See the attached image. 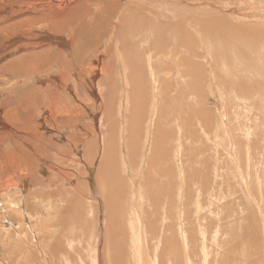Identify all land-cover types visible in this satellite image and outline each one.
Here are the masks:
<instances>
[{
  "label": "rangeland",
  "instance_id": "1",
  "mask_svg": "<svg viewBox=\"0 0 264 264\" xmlns=\"http://www.w3.org/2000/svg\"><path fill=\"white\" fill-rule=\"evenodd\" d=\"M92 1L95 2L93 5L90 4V0H76L75 2L76 10L73 11V19L68 24L74 30L70 31L68 29L69 33L74 34L70 46L63 47L58 40V43L53 44L55 48L53 47L50 51L45 50L36 55V57L44 59L49 64L51 63L50 65H55L54 69H52L53 73H59L57 76H60L61 73H68V68L72 65V62L68 61L77 60L76 58L81 60L86 55L85 51L89 50L88 52H91V49H86L84 45L92 44V46H95L98 43L95 47L104 50L105 45L111 39V54L105 60L107 62L110 59L111 62L114 61V64H111L115 68L114 71L109 72L107 70L109 72L108 78L111 79L112 77L113 79L111 84L113 87L111 86L110 89L111 91L113 89L114 94L109 93L111 98H108L110 99L109 101L108 99L105 100L106 103L103 108L106 109L103 110L99 118L95 117L96 121L94 117L83 123L77 122L75 117L73 121L70 120L69 122L68 119L65 123L59 119L58 128L62 129L58 132H53L57 131L55 127L42 126L41 129L39 126L40 130H35L32 125L27 124L28 128L26 130L29 132L41 133L43 137L46 136L42 139H35L37 147L43 146L44 148L45 141H51V146L46 147V151L43 152L45 154H42V157L33 153L34 151L28 156L26 155V150L29 151V148L23 142V139L20 138L25 137L23 135L25 132L14 135L16 138L15 142L17 140L20 141L25 150L24 153L19 150L22 148L16 145V148L12 146L10 139L0 140V163H4V166H10V163L14 162V160L17 162H28L30 181L28 176L25 186L29 185L30 187V183H32L30 188L24 186L22 189H15L10 193L12 194L11 198L14 197L24 206L27 203L33 212H42L39 223H42L41 225L45 229H47L46 226H50L49 228L53 227V230L59 236V240L64 245L62 253L59 254V259L68 260L70 264H99L95 262L96 260L98 261L97 258L99 257L101 264H170L171 262L172 264H205V262H207L206 264H264V43L256 44L255 41L257 40L249 33L247 36H237L235 38L232 35L228 39H222L228 33L226 31L227 28L228 31L238 32H240L239 29H244L252 34L264 32V18L261 19V17L257 16H255L256 18H241L244 13L264 9V0H244L242 4L239 3L241 0H154L155 2L152 1V6L156 4V8L159 10H162L163 7H168V4H170L171 8L169 7V10H171L169 14L172 20L176 19L174 20L175 22L171 21L172 31L159 27L160 32L166 33L163 35L164 40L161 38L162 36L144 37L147 34H143V27L145 26L146 30L144 31L147 32V28L152 25L151 18L155 19V17L151 16L148 18L143 13L137 14L136 11L132 12L129 7L130 3L138 1L141 4L144 2V7H146L150 5L149 1L121 0L120 4H122V7L117 11L118 13H115V17L123 16L122 20L118 22L122 24L120 27L117 24L115 28L116 19L112 17L111 27L106 31L104 30L108 26L109 21L107 16L111 17L112 14V11L109 10V8H112L110 6L111 2L109 0H105V2L104 0ZM97 1L99 6H97ZM104 3L107 4L103 6ZM114 4L116 5V3ZM96 13L101 17H98L95 22L92 19V15ZM58 16L56 13L54 19ZM179 19L181 20L178 21ZM214 22L220 24L218 25V23L215 24ZM240 22H244V24ZM249 22L253 23V26H250ZM65 24L63 23L62 26L67 27ZM220 25L222 27L221 30L225 33L212 29ZM254 25L255 28H253ZM165 26L169 28L167 25ZM241 26L244 28H241ZM61 27L59 28L58 25L56 29H53V34L57 35V38ZM203 27L205 28L204 30ZM256 27L260 30L256 29ZM198 28L203 30L204 42L201 41V43L196 41V38H199ZM183 30L191 32V41L183 42L184 38L180 41L178 40L177 31L184 32ZM220 34H222L221 37ZM136 35L138 36L137 38ZM209 35L212 38L216 36L221 41V54L218 53L217 55H221V61L214 54V49H219L220 44H216L217 41L214 42L212 39L207 41ZM13 39L15 40V38ZM105 39H108V41ZM42 41L46 43L45 40ZM14 42L12 49L16 45L17 47L15 46L14 49L19 51L18 47H21V43ZM163 42L165 46L163 45L162 49L160 46ZM235 45L236 47H234ZM229 46H232V49L242 54L244 59L233 55L232 60H230L228 56L231 55V47ZM161 49L163 53L169 51L171 56H176H174L173 67L175 68L177 67L175 65H178L177 68L181 70L175 68V71L173 68L171 71L173 77L170 75L171 72L167 75L169 78L167 76L163 77L166 75L165 72L163 73L157 67L160 66L157 65L160 64V60L158 61L157 59L159 55L153 54V52L157 50L162 52ZM54 50L57 51L54 52ZM66 50L68 54L64 58L62 51ZM71 50L74 51V56L69 55ZM118 50L122 51L121 54ZM125 51L131 52L132 62L142 58L145 60L149 56L148 53H150L154 68L159 74L162 73L161 75H163L159 77H163L162 79H156L158 81L156 82L157 89L153 87L150 78L145 81L144 93H148L147 96L145 95L147 100L142 106V122L144 121L145 123L141 122L138 141L135 145L131 143V138L135 133L130 127L128 128L129 116L134 105V103L130 104L128 101L130 97L128 91L131 87L127 85L128 89L124 88V79L121 76L123 69L117 68L119 56V61L122 59L128 65L125 59L126 55L123 53ZM24 53L19 51L20 56ZM0 55V75L4 76V79L0 77V82H2V84L0 83V94H4L6 90L4 89L3 91L1 88L3 89V87L6 88L13 84V77L15 79L21 77V83L24 79H27L25 83L21 84L19 82L18 85L12 86L14 91L17 89L15 98H20L23 95V100L21 98H17L18 100L13 98V101L5 104L2 100L4 95H0V105L2 101L4 102L2 105L4 107L6 105V108H14L15 103L16 105H22V103H27L28 106L35 105L37 103L36 99L43 94V91H40L39 88L44 89L50 84L49 80L52 81L54 75L50 74L45 78L41 77L38 79L36 78L37 74H35L34 79L31 76L26 78L25 76L28 73L24 72L25 74L22 76L20 74L22 72L17 67L15 70L12 65H9L10 68L5 65L9 60L15 59L9 55L2 58V48H0ZM48 55L51 56L49 57ZM234 57L235 60L238 58L239 61H235ZM190 59L195 63L200 61L199 65H195L197 69L201 65L197 74H195L196 69L189 66L191 65ZM175 61L177 62L175 63ZM238 62H243V64H236ZM179 63L182 64L179 65ZM183 65L185 67L182 69ZM57 68L59 69L57 70ZM185 69L187 72L183 73ZM54 70L56 71L54 72ZM139 70L137 69L135 72L138 73ZM35 72L37 71L29 73ZM126 72H128L130 77V73L133 71L128 69ZM149 73V70L145 71L146 75H149ZM200 73L203 75L202 79L199 76ZM229 73L232 76L228 75ZM233 73L235 76H233ZM188 75L190 78H188ZM10 78L12 82H10ZM8 80L9 82H6ZM40 81L48 84L45 85L43 82L40 83ZM152 82L154 83V80ZM189 82H191V85ZM104 85L105 83L102 80L98 83L99 88L106 89ZM169 87H171V90L168 92ZM189 88H191V91ZM67 90L65 89L62 92L65 99H67V92H69ZM23 92L24 94L21 95ZM90 92H92L91 89ZM129 93H132L131 90ZM45 94H49V91L47 90ZM168 96V102H165V98ZM87 97L91 100L90 95ZM136 99L133 101H136ZM169 99H171V102ZM120 101L122 104H125V102L126 104L127 102L129 103L128 111L130 114L128 113L129 116L127 115L124 119V104L120 108ZM108 103L111 104L110 108ZM2 105L0 106V109H2L0 114H4ZM70 105H74V103ZM37 106L38 104L32 107L37 110ZM23 107L27 108L25 105ZM204 109L206 110L205 121L201 119L199 113V111L203 113ZM109 110L112 111L111 118L105 120L104 111L107 112ZM160 110H163L161 115L159 114ZM40 115L44 116L43 113ZM3 119L7 124H12L9 116L8 120L4 117ZM48 122L50 121L48 120ZM19 123L17 121L13 122L14 125ZM163 132H165V141H160L158 144L159 137L164 135ZM37 134H33L32 139L38 136ZM70 139L76 141L78 143L77 146ZM88 139L93 140L96 146L92 155L90 154L91 148L88 149ZM25 140L27 139L25 138ZM131 146H135V150ZM12 150L15 151V155ZM158 150L161 157L164 156L163 158L158 155ZM61 154H64V157ZM123 154H126V156ZM67 155L70 156L67 157ZM87 157L89 165L85 164ZM46 159L47 162H55L57 169L45 167L46 169L44 170H38L35 163L38 160L46 161ZM112 160L115 162L112 163ZM161 161H163V164ZM244 162L247 164H244ZM164 164L167 165V168ZM161 166L168 170L170 179L169 177H164L166 176V171L162 173ZM25 168H27L25 165L21 166L20 171L22 169L24 171ZM109 168L114 174L110 170L108 171ZM48 172L50 175L47 174ZM19 174L24 178L26 171ZM0 175H3L1 170ZM34 176L35 179H33ZM172 176L174 179H172ZM168 180L174 181L171 183L169 181L170 184H168ZM183 180L186 181V184ZM0 197H2L0 198V216L3 218V223L8 225L22 242L21 245H16V240L12 238L13 246H18L15 248L19 249L14 254H20L17 257L13 255L11 263L16 264L14 263L15 261L18 262L17 264H26L27 261L24 260L25 256L20 248L23 246L28 249V245L25 242L27 237L24 235V240L21 233L7 219V207L11 204L9 201L10 195ZM112 199L117 201H111ZM38 201L39 203L37 204ZM36 206L37 208H35ZM109 207L112 209L117 207L119 212L115 213ZM26 218L28 217L26 216ZM172 221L174 224L167 226ZM166 226L169 228H166ZM171 226L174 228L173 232ZM184 227H186L185 230ZM27 229L30 228L27 227ZM179 229L181 231L184 230V232H179ZM28 234L29 240L31 243L33 242L30 245L31 247H29L33 250L31 259L41 263L42 261L47 262L50 255L46 253L48 257L44 254L46 252V243L36 240L37 236L33 231L29 230ZM185 234H187L186 237H184ZM183 240H186V242ZM181 241L184 244L180 243ZM169 245L171 247L170 251ZM34 254L36 257L39 256V258H36ZM188 256L191 257L192 262L189 261ZM21 260H24V262Z\"/></svg>",
  "mask_w": 264,
  "mask_h": 264
},
{
  "label": "bare ground",
  "instance_id": "2",
  "mask_svg": "<svg viewBox=\"0 0 264 264\" xmlns=\"http://www.w3.org/2000/svg\"><path fill=\"white\" fill-rule=\"evenodd\" d=\"M96 1V0H94ZM99 1V0H98ZM98 1H97V4H98ZM111 3H110V6H112V8H109V10L112 11V14H111V17L110 16H107L109 19L108 21V26H106V29L104 31H106L107 29H109L111 27V24H112V19H116V23H115V28L117 27V24H119L118 22H120L122 20V17L123 16H118L117 18L115 17V13L120 10V8L122 7V4H120V2H122L121 0H109ZM150 2V5L149 6H146L144 7V2L141 4L139 3L140 1L138 2H133V3H130L129 4V7L130 9L132 10V12L136 11L137 14L138 13H143L145 14L148 18L153 16L155 17V19H152L151 18V27L150 28H147V32L144 31L146 30L145 26L143 27V34H147L146 36L144 37H161L163 38L164 34L166 33H162L160 32V26L161 27H164L166 29H168L169 31H172V24H171V21L172 22H175L174 20H172L171 18V15L169 14L170 13V10H169V7H170V4H168V7L165 9L163 7L162 10H159L156 8V4L154 6H152L154 0H147ZM176 1H181V0H176ZM206 1V0H204ZM244 0H241L239 3L242 4ZM75 2L76 0H0V48H2V58L3 56L5 57H8L7 55L11 56L13 59L15 60H9L8 59L6 62V66L10 68L9 65H12V67L16 70V67L22 72L20 74H22V76H24L23 74L25 73H28L25 77L28 78L29 76H31L32 79H34L35 77V74H37L36 78H45L47 76H49L50 74L51 75H54V77L51 79L52 81L49 80V82H51L50 84H45L43 81V83L45 85H47L44 89H40V91H43V94L42 96H40L39 98L36 99L37 103L35 105L38 104L37 106V110L35 108H33L32 106H35V105H32V106H28L27 103L23 104L22 105H16L15 103V107L14 108H6V105L5 107L2 105L9 102V101H13V98H15V94L17 92L14 91V88L12 86H16L19 84V82L21 83V77H18V79L14 78V82L12 85L10 86H7L6 88L3 87V89L1 88V90L4 91L5 90V93L3 94L2 91L0 95H4V97L2 98V108H3V112L4 114H0V140L2 139H7V140H11V145L15 147L18 146L22 149H19L21 150L22 153L25 152V150L23 149L20 141L17 140V142H15V137L14 135L16 134H23V132H25V134H23L25 137H20L23 139V142H25L27 144V147L29 148V151L26 150V155L28 156L32 151H34L33 153H36L37 155H40V157H42V154H45L43 153L44 151H46V147L47 146H51L50 145V142L48 141H45V146L43 148L42 147H37L35 145V143L37 142L35 139H39V138H45L46 136L43 137V134L39 133H34V132H29L28 130H26L27 127V124H30V126L32 125L33 128L35 130H40V128H38L39 126L41 127L42 129V126H47L49 128H53L55 127V129L57 131H53V132H58L60 131L61 129L58 128L59 126V119L61 122L65 123L67 122V120L69 119V122L70 120L73 121L74 117L77 119V122L79 121V123H83V122H86L89 118L91 117H96V118H99L100 115L103 113V109L105 107V100L108 99V98H111L110 97V94H114L113 92V89L111 91L110 87L112 86L111 84L113 83V79L111 77V79L108 78V75H109V72H113L115 68L112 67V65L114 64V61H110L107 62L105 60V58L109 57L110 54H111V49H112V46H111V39H109V42H107V44L105 45L104 47V50H101L100 48L98 47H95L98 45V43L95 45V46H92V44H89L88 46H85L84 47L86 49H91V52H88L89 50L85 51L86 52V55H84V57L81 58V60L78 58H76L77 60H71V61H68V62H72V65L69 66L68 68V73H61L60 76H57L59 73H56L54 70L55 73H53V70L54 69V66L53 65H50L49 62H46L44 59L40 58L38 59L36 57V55H39L40 53L44 52L45 50L47 51H50L54 46L53 44L55 43H58V40H59V44L62 45L63 47L65 46H70L71 44V41L73 39V35L72 33H69L68 32V29L70 31H74L73 29H71L69 22L72 21L73 19V11L76 10V7H75ZM90 4L93 5V2L92 0H90ZM105 2V0H104ZM108 2V1H107ZM155 2V1H154ZM101 3V2H99ZM116 3V5L114 4ZM210 3V2H209ZM208 3V4H209ZM72 4V6H71ZM102 4V3H101ZM107 4V3H104L103 6ZM172 4V2H171ZM217 4V3H216ZM167 5V4H166ZM199 5V4H198ZM56 6V7H55ZM99 6V4L97 5ZM96 7V5H95ZM101 7V6H100ZM206 7V6H205ZM218 7V6H217ZM102 8V7H101ZM100 8V9H101ZM105 8V7H104ZM162 8V7H161ZM171 8V7H170ZM214 8V7H213ZM221 8V7H219ZM231 8V7H230ZM66 9V10H65ZM106 9V8H105ZM222 9V8H221ZM232 9V8H231ZM260 9V8H259ZM59 10V12H57ZM65 10V11H63ZM219 10V9H217ZM56 11V12H55ZM101 11V10H100ZM102 11H103V8H102ZM106 11V10H105ZM220 11V10H219ZM232 11V10H231ZM131 12V11H130ZM218 12V11H216ZM234 12V11H232ZM56 13L59 15L58 17H56L54 19V16L56 15ZM100 13V12H99ZM111 13V12H110ZM118 13V12H117ZM163 13V14H162ZM168 13V14H167ZM173 14V12H171ZM97 14V13H96ZM92 15V19L97 20V18L101 17L99 14L97 15ZM106 14V13H105ZM132 14V13H131ZM213 14V13H212ZM218 14V13H217ZM106 15H110L109 13H107ZM159 16V17H158ZM173 16V15H172ZM220 16V15H218ZM242 17L241 18H244V17H247V18H252V17H261L264 18V9H260L259 11H253L251 13H244L243 15H241ZM91 17V16H90ZM113 17V18H112ZM134 17V16H133ZM140 17V16H139ZM143 17V16H142ZM214 17V16H213ZM176 18V17H175ZM184 18V16H183ZM188 18V17H187ZM185 18V19H187ZM215 18V17H214ZM213 18V19H214ZM256 18V17H255ZM235 19V18H234ZM239 19V18H237ZM100 20V19H98ZM140 20V19H139ZM181 19H179L178 21H180ZM209 20V19H208ZM221 20V19H220ZM260 20V18H259ZM106 21V20H105ZM149 21V20H147ZM216 21V19H215ZM219 21V20H218ZM242 21V20H241ZM262 21V20H261ZM146 22V21H145ZM206 22V21H205ZM221 22V21H220ZM247 22V21H246ZM253 22V21H252ZM260 22V21H259ZM63 23H66L65 25L67 27H64L62 26ZM101 23V22H100ZM215 24L218 23V22H214ZM240 23H243L244 22H240ZM239 23V24H240ZM248 23V22H247ZM246 23V24H247ZM262 23V22H261ZM122 23L119 24V27L121 26ZM207 24V23H206ZM220 23H218L219 25ZM232 24V23H231ZM249 24H251L249 22ZM247 24V25H249ZM253 24V23H252ZM250 25V26H253V25ZM59 25V28L61 27V29H59V37L57 38L56 36L57 35H54L53 34V29H56ZM139 25V24H138ZM165 25H167L169 28H167ZM241 25V24H240ZM256 25V24H255ZM255 25L253 28H255ZM97 26V25H96ZM104 26V25H103ZM175 26V25H174ZM212 26V25H211ZM249 26V27H250ZM258 26V25H256ZM261 26V24H260ZM95 27V26H94ZM176 27V26H175ZM230 27V26H229ZM236 27V26H235ZM264 27V26H263ZM197 28V27H196ZM209 28V27H208ZM221 25L220 26H215L213 27L212 29H217L219 32H221ZM241 28H244L241 26ZM258 27H256L257 29ZM261 28V27H260ZM199 30V38H196V41L200 42H204L203 41V30L205 29L203 27V30L198 28ZM226 29V28H225ZM224 29V30H225ZM228 29V28H227ZM226 29V31L228 32L226 34V36H224L222 39H228L230 36L234 35L235 38L238 36H247V34H251L255 40V43L256 44H260V43H264V32H258L256 34H252L250 31H246L244 29H239L240 32L238 31H228ZM235 29V28H234ZM248 29V28H247ZM259 29V28H258ZM100 30V29H99ZM139 30V29H138ZM165 30V29H163ZM175 30V29H174ZM216 30V31H217ZM254 30V29H253ZM260 30V29H259ZM129 31V30H128ZM184 31V30H183ZM217 31V32H218ZM91 32V31H90ZM168 32V31H167ZM185 32V31H184ZM181 32V31H177L178 33V40H182L183 38V42H187V41H191V32L189 30H186V32ZM205 32V31H204ZM224 32V31H222ZM243 32V33H241ZM254 32V31H253ZM225 33V32H224ZM79 34V33H78ZM97 34V33H96ZM196 34V33H195ZM206 34V32H205ZM134 35V34H133ZM142 35V34H140ZM208 35V34H207ZM206 35V36H207ZM213 35V34H212ZM222 34H220V37H221ZM94 36V35H93ZM168 36V35H166ZM88 37V36H87ZM98 38V36H96ZM111 37V36H110ZM126 37V36H125ZM132 37V36H131ZM130 37V38H131ZM138 36L136 35V38ZM171 37V36H170ZM205 37V36H204ZM15 38V40L13 39ZM109 38V37H108ZM207 41L208 40H213L214 42L217 41L216 44H220L219 45V49L215 50L214 49V54H216V57L217 59H219V61H221V55L220 56H217L218 53L221 54V41L219 40V38H217L216 36L215 37H211L209 35V37H207ZM94 39V38H92ZM133 39V38H132ZM165 38H163L164 40ZM168 39V37H167ZM231 39V38H230ZM238 39V38H237ZM241 39V38H240ZM42 40H45L46 43ZM108 41V39H105ZM117 40V39H116ZM135 40V38H134ZM137 40V39H136ZM153 40V39H152ZM160 40V39H159ZM14 41H17L19 42L18 44L21 43V47L19 46V51H23L25 52L24 54H22V56L19 55V51L18 50H15V46L13 47L12 49V45L13 43H15ZM133 41V40H132ZM149 41V40H148ZM155 41V39H154ZM153 41V42H154ZM171 41V40H169ZM168 41V42H169ZM193 41V40H192ZM240 41V40H239ZM99 42V41H98ZM165 42V41H164ZM161 44L160 47H162L163 45L165 46V44ZM237 42V41H236ZM235 42V43H236ZM158 43V42H157ZM238 43V42H237ZM241 43V42H240ZM85 44V43H84ZM103 44V43H102ZM169 44V43H168ZM167 44V45H168ZM171 44V43H170ZM234 44V43H232ZM231 44V45H232ZM58 45V44H57ZM155 45V44H154ZM177 45V44H176ZM228 45V44H227ZM245 45V44H244ZM251 45V44H250ZM249 45V46H250ZM254 45V43H253ZM241 46H242V43H241ZM17 47V46H16ZM61 47V46H59ZM170 48H172L171 46H169ZM190 47V46H189ZM188 47V48H189ZM231 47V55L228 56L230 57L229 59L232 60V57L233 55H235L236 57L240 58V59H244L242 54H240L237 50L235 49H232V46H229ZM236 47V45L234 46ZM243 47V46H242ZM256 47V46H255ZM22 48V49H21ZM55 48V47H54ZM83 48V47H82ZM84 48V49H85ZM150 48V47H149ZM187 48V49H188ZM252 48V47H251ZM157 49V48H156ZM163 49V47H162ZM161 49V51H162ZM165 49V48H164ZM173 49V48H172ZM171 49V50H172ZM192 49V48H191ZM261 49V48H260ZM154 50V49H153ZM57 51V50H56ZM54 50V52H56ZM116 51V50H115ZM119 51V50H118ZM117 51V52H118ZM158 51V50H157ZM153 52V54L155 53L156 55H159V58L157 57L158 61L160 60V64H157V65H160V66H157L158 69L160 71H162L163 73L165 72L166 75H161L159 74L156 69L154 68L153 66V61H152V56L150 53H148V58L144 57L145 60L142 58L141 60H133L132 62V59H131V52L129 51H125L123 52L126 56H125V59L126 61L128 62V65L126 64V62L124 60H120L119 61V57H118V62H117V68H120V70H122V74L121 76L123 77L124 79V88L126 87L127 88V85H130L131 87V92L132 93H129L128 90V97H129V102L130 104L134 103L133 105V109L131 111V114L129 113V103L125 102L124 104V109H125V114L123 115V119L128 115V113L130 114L129 116V126L128 128L130 127L132 129V131L135 133L132 138H131V143L132 144H136L137 141H138V137H139V131H140V125H141V122H142V117H143V110H142V106H144L147 98V94L144 93V84H145V81L147 78H150L151 80V83L153 84V87L157 89L156 87V79H162L163 77L167 76L172 70H173V66H174V56L175 55H172L171 56V53L168 52ZM52 52V51H51ZM53 52V53H54ZM84 52V53H85ZM116 52V53H117ZM120 52V51H119ZM122 52V51H121ZM120 52V54H121ZM152 52V51H151ZM224 53V52H223ZM58 54V53H57ZM68 54L67 50L66 51H62V55H64V58L66 57V55ZM119 55V53H117ZM170 54V55H169ZM175 54V53H174ZM230 54V53H229ZM249 54V52H248ZM253 54V53H252ZM255 54V53H254ZM258 54V53H257ZM47 55V54H46ZM59 55V54H58ZM69 55H73L74 56V51L71 50V53ZM116 55V56H118ZM1 56V55H0ZM49 56V55H48ZM51 56V55H50ZM49 56V57H50ZM56 56V55H55ZM124 56V55H123ZM141 56V55H140ZM143 56V55H142ZM155 57V55H153ZM206 56V55H205ZM256 56V55H255ZM261 56V55H259ZM60 57V55H59ZM176 57V56H175ZM186 57V56H185ZM184 57V58H185ZM227 57V58H228ZM250 57V56H249ZM263 57V56H261ZM53 58V56H52ZM72 58V57H71ZM141 58V57H140ZM238 58L236 60H238ZM248 58V57H247ZM1 59V58H0ZM55 59V58H54ZM60 59V58H59ZM87 59V60H86ZM186 59V58H185ZM235 60V57L233 58ZM264 59V58H263ZM210 60V59H209ZM235 60V61H236ZM258 60V58H257ZM56 61V60H55ZM156 61V60H155ZM181 61V60H180ZM191 61V59L189 60V62ZM197 61V60H196ZM227 61V60H226ZM239 61V60H238ZM252 61V60H251ZM263 61V60H261ZM13 62V64H12ZM64 62V61H63ZM120 62V64H119ZM177 61H175L176 63ZM210 62V61H209ZM253 62V61H252ZM122 63V64H121ZM158 63V62H156ZM185 63V62H183ZM200 61L197 63L191 61L189 66H192L193 69H196L195 71V74L198 73V69L195 68V65H199ZM228 63V62H227ZM230 63V62H229ZM263 63V62H262ZM65 64V63H64ZM112 64V65H111ZM182 64V63H179V65ZM186 64V63H185ZM231 64V63H230ZM235 64V63H234ZM236 64H243V62H238ZM57 65V64H56ZM60 66V65H59ZM64 66V65H63ZM178 67V65H175ZM205 66V65H203ZM256 66V65H255ZM263 66V65H262ZM175 67V68H177ZM185 66L183 65L182 66V69L184 68ZM187 67V66H186ZM237 67V66H236ZM240 67V66H239ZM260 67V66H259ZM2 68V67H1ZM6 68V67H5ZM174 68V69H175ZM181 68V67H180ZM202 68V67H201ZM205 68V67H204ZM234 68V67H233ZM253 69V67H251ZM264 68V67H263ZM4 69V68H2ZM8 69V68H7ZM59 68H57L58 70ZM132 70L134 73H130V77L128 76V72H126L127 70ZM139 70V72H135V70ZM149 70L150 73L149 75H146L145 74V71L146 70ZM178 69V68H177ZM241 69V68H239ZM262 69V68H261ZM37 71L35 73H29V72H33V71ZM109 72H108V71ZM119 70V71H120ZM178 70H181V69H178ZM191 70V69H190ZM234 70V69H233ZM242 70V69H241ZM258 70V69H257ZM11 71V70H10ZM118 71V72H119ZM176 71V69H175ZM25 72V73H24ZM179 72V71H178ZM184 72H187L186 69L185 71L183 70V73ZM200 72V70H199ZM245 72V71H244ZM253 72V71H252ZM120 73V72H119ZM203 73V72H202ZM250 73V71H249ZM258 73V72H257ZM260 73V72H259ZM15 74V73H14ZM192 74V72H191ZM232 74V73H231ZM172 76V72L170 74ZM185 75V74H184ZM187 75V74H186ZM194 75V74H193ZM199 75V74H198ZM198 75H195V76H198ZM227 75V74H226ZM230 75V73L228 74ZM254 75V74H253ZM260 75V74H259ZM15 76V75H14ZM18 76V75H17ZM148 76V77H147ZM163 76L162 78H159ZM170 76V77H171ZM189 76V75H188ZM200 78L203 76L201 75L200 73ZM232 76V75H230ZM233 76L234 73H233ZM251 76V74H250ZM258 76V75H257ZM0 77H2L0 75ZM4 77V76H3ZM2 77V78H3ZM11 77V76H10ZM168 77V76H167ZM167 77H166V80H167ZM173 77V76H172ZM193 77V76H192ZM220 77V76H219ZM264 77V76H263ZM6 78V77H5ZM8 78V76H7ZM6 78V79H7ZM24 78V77H23ZM169 78V77H168ZM190 78V76L188 77ZM197 78V77H196ZM203 78V77H202ZM201 78V79H202ZM222 78V76H221ZM4 79V78H3ZM9 79V78H8ZM12 79V80H13ZM48 79V78H47ZM165 79V78H164ZM163 79V80H164ZM193 79V78H192ZM103 81L105 83V88H99L98 87V83L100 81ZM152 80H154V83L152 82ZM162 80V81H163ZM186 80V79H185ZM188 80V79H187ZM191 80V79H190ZM118 81H120L118 79ZM117 81V82H118ZM161 81V80H160ZM6 82H9L6 81ZM10 82L11 81V78H10ZM27 82V79H24V81H22V83H25ZM40 81V83H42ZM196 82V81H194ZM201 82V81H200ZM253 82V81H252ZM255 82V81H254ZM2 84V82H0ZM21 83V84H22ZM191 82H189L190 84ZM216 83V82H215ZM4 84V83H3ZM6 84V83H5ZM10 84V83H8ZM37 84V83H35ZM115 84V83H114ZM122 84V83H121ZM150 84V83H149ZM235 84V83H234ZM39 85V84H37ZM116 85V84H115ZM191 85V84H190ZM200 85V84H199ZM238 85V84H237ZM251 85V83H250ZM255 85V84H254ZM6 86V85H5ZM165 86V85H164ZM223 86V85H222ZM236 86V85H235ZM240 86V85H238ZM258 86V85H257ZM113 87V86H112ZM150 87V86H149ZM224 87V86H223ZM248 87V86H247ZM246 87V88H247ZM250 87V86H249ZM148 88V87H147ZM186 88H188L186 86ZM192 88V87H191ZM189 88V90L191 89ZM65 89H68L67 92L68 95H67V99H65V97L63 96V91ZM90 89L92 92H90ZM121 89V88H120ZM123 89V88H122ZM195 89V88H194ZM49 91V94H45L46 91ZM171 90V87L168 88V92ZM254 90V89H253ZM146 91V89H145ZM148 91V90H147ZM191 91V90H190ZM116 92V91H115ZM224 92V91H223ZM19 94V93H18ZM24 94L21 93V95ZM90 95V99L87 97ZM146 95V96H145ZM191 95V94H190ZM112 96V95H111ZM136 96H137V99H136ZM229 96V95H227ZM226 96V97H227ZM23 95L20 96V98L23 100ZM117 97V96H116ZM18 98V97H17ZM15 98V99H17ZM18 98V99H20ZM164 98V97H163ZM167 98H165V102H168L167 101ZM17 99V100H18ZM115 99V98H114ZM122 99V98H121ZM134 99H136V101H133ZM140 99V100H139ZM155 99V98H154ZM110 99H108L109 101ZM113 100V99H112ZM225 100V99H224ZM242 100V99H241ZM35 101V102H36ZM122 101V100H121ZM119 102V107L122 108L121 106H123L122 102ZM169 101L171 102V99H169ZM34 102V103H35ZM124 102V101H123ZM154 102V100H153ZM153 102H151V104H153ZM12 103V102H10ZM9 103V104H10ZM21 103V102H20ZM19 103V104H20ZM74 103V105H70ZM155 103V102H154ZM14 104V103H12ZM11 104V105H12ZM156 104V103H155ZM0 105V106H1ZM23 105L27 106V108L23 107ZM113 105V104H112ZM159 106V105H158ZM108 107L110 108L111 107V104L108 103ZM224 107V106H223ZM132 108V107H130ZM152 108V107H151ZM158 109V107H157ZM2 109H0L1 111ZM163 110H160L159 111V114L161 115ZM2 112V111H1ZM152 112V110H151ZM43 113L44 116H41L40 114ZM200 113V116H201V119L203 121H205V118H206V110L204 109L203 113L201 111H199ZM104 114H105V117L106 119L105 120H109L111 118V114H112V111H107L105 112L104 111ZM156 114V112H155ZM158 114V115H159ZM204 114V115H203ZM3 115V116H2ZM89 115V116H88ZM8 116L10 117V119L12 120V124H7V122L3 119V117L8 120ZM152 117V115H151ZM96 118H95V121H96ZM102 119V117H101ZM122 119V120H123ZM39 120V121H38ZM48 120L50 122H48ZM149 120V119H148ZM147 120V122H148ZM20 122L19 124L17 125H14L13 122ZM152 121V120H150ZM108 123H110L109 121H107ZM144 122V121H143ZM142 122V123H143ZM160 122V121H159ZM43 123V124H41ZM107 123V124H108ZM145 123V122H144ZM95 124V123H94ZM125 124V123H124ZM149 124V123H148ZM151 124H153L151 122ZM26 125V126H25ZM127 125V124H126ZM107 126V125H106ZM151 126V125H150ZM156 126V125H155ZM154 126V127H155ZM82 127V126H81ZM85 127V126H84ZM94 127V126H93ZM91 127V128H93ZM157 127V126H156ZM25 129V131H23ZM44 129V127H43ZM94 129V128H93ZM146 129V128H145ZM160 129V128H159ZM47 130V128H46ZM45 130V131H46ZM127 131V130H126ZM36 132V131H35ZM63 132V131H62ZM89 132V131H88ZM128 132V131H127ZM92 133V132H91ZM160 133V131H159ZM33 134H37L38 136H36L35 138L32 139V136ZM163 137H159V141H158V144L160 141H165V132H163ZM104 135V134H103ZM160 135V134H159ZM78 136V135H76ZM68 137V136H67ZM82 137V136H81ZM97 137V136H96ZM115 138V136H113ZM25 138L27 140H25ZM72 138V137H71ZM95 138V137H94ZM73 139V138H72ZM156 139V138H155ZM5 140V141H7ZM69 140V138H68ZM71 140V139H70ZM104 140V139H103ZM158 140V139H157ZM73 141V143L77 146V142L74 141V140H71ZM88 149L91 148L90 150H92L90 152V154L92 155L93 154V150H94V147L95 146V143L93 140H90L88 139ZM100 141V140H99ZM108 141V140H107ZM115 141V140H114ZM79 142V141H78ZM81 142V141H80ZM128 142V141H127ZM129 143V142H128ZM1 144V142H0ZM103 145V144H102ZM133 146V145H132ZM131 146V147H132ZM2 147V146H1ZM129 147V148H131ZM135 147V146H134ZM132 147V148H134ZM137 147V146H136ZM264 147V146H263ZM16 148V147H15ZM75 148V147H74ZM107 148V147H106ZM262 148V147H261ZM2 149V148H1ZM14 149V148H13ZM115 149V148H114ZM122 149V148H121ZM128 149V148H127ZM132 150V149H130ZM135 150V148H134ZM166 151V150H165ZM12 152L14 153L15 151L12 150ZM59 152V151H58ZM112 152V150H111ZM127 152V151H126ZM130 152V151H129ZM132 152V151H131ZM134 152V151H133ZM144 152V151H143ZM114 153V152H113ZM146 153V152H145ZM15 155V153H14ZM62 157H64V154H61ZM115 155V154H114ZM124 155V154H123ZM145 155V154H144ZM158 155L161 157V154H160V151L158 150ZM165 155H167V153H165ZM247 155V154H246ZM16 156H20V155H16ZM70 155H67V157H69ZM90 156V155H89ZM126 156V154L124 155ZM252 156V155H251ZM154 157V156H153ZM164 157V156H163ZM161 157V158H163ZM115 158V157H114ZM124 158V157H123ZM156 158V157H155ZM176 158V157H175ZM131 159V158H130ZM115 160V159H114ZM143 160V159H142ZM160 160V159H159ZM8 161V160H7ZM11 161V160H10ZM156 161V160H155ZM9 162V161H8ZM20 162V163H19ZM15 161L14 162H11L10 163V166H7L5 165L4 166V163H0V170H1V173L3 175H0V196H6V195H10L9 197V201H10V206L8 205L7 207V219L10 220L12 222V224L14 225V227L16 228V230L18 232L21 233L22 235V238L24 239V235H26L25 237H27V240H25L26 244L28 245V249L23 247L20 248L25 256L24 260H26V264H60V263H65V264H70V262L68 260L66 261H63L61 259H59V254L62 253L61 251H63V242L61 240H59V236L58 234L55 233V231L53 230V227L52 228H49L48 226H46V228L48 229H45L39 222H40V218L42 216V212H33L27 205V203L25 204V206L22 204H20V202L15 199L14 197L11 198L12 194H10L11 192H13L15 189H22L26 182H27V177L29 176V170H28V165L26 161ZM115 162L112 160V163ZM151 162V161H150ZM153 162V161H152ZM158 163H160L158 160H157ZM162 164H163V161H161ZM89 163V159L87 157L86 159V163L87 165ZM111 163V164H112ZM36 168L38 170H44L46 169L45 167L47 168H50V169H57V165L55 164V162L53 163L52 161L50 162H47V159L46 161H37L36 163ZM110 164V165H111ZM151 164V163H150ZM161 164V165H162ZM244 164H247L244 162ZM26 166L27 168H25L24 171H26V176L24 178L21 177V175L19 173H22L24 172L23 169L20 171V167L21 166ZM86 165V166H87ZM115 165V164H113ZM155 165V163H154ZM259 165V164H258ZM163 166V165H162ZM160 167L161 169V172H165L166 171V176L164 177H169L170 179V174H168V170L167 169H164L165 167L167 168V165L164 164L165 167ZM60 167L58 166V169ZM112 168V167H111ZM114 169V167H113ZM112 169V170H113ZM60 170V169H59ZM110 170V168L108 169V171ZM20 171V172H19ZM58 171V170H57ZM63 171V170H62ZM170 171V170H169ZM40 172V171H39ZM110 172H112L110 170ZM109 172V173H110ZM41 173V172H40ZM43 173V172H42ZM95 173V172H94ZM113 173V172H112ZM159 173V172H158ZM162 173H159V174H162ZM170 173V172H169ZM173 173V172H172ZM171 173V174H172ZM49 174V172L47 173ZM114 174V173H113ZM174 174V173H173ZM44 175V174H43ZM50 175V174H49ZM79 175V174H78ZM138 175V174H137ZM33 176V175H32ZM174 176V175H173ZM172 176V177H173ZM176 176V175H175ZM193 177V176H192ZM21 178V179H20ZM106 178H107V175H106ZM176 178V177H175ZM182 178H183V174H182ZM35 179V176L34 178ZM38 179V178H37ZM113 179V177H112ZM115 179V178H114ZM135 179V178H134ZM166 179V178H165ZM174 179V177L172 178ZM30 181V176H29V179ZM55 180V179H53ZM79 180V179H78ZM167 180V179H166ZM181 180V179H180ZM184 180H185V176H184ZM183 180V181H184ZM57 181V180H56ZM72 181V180H71ZM117 181V180H115ZM174 181V180H168V184L169 183ZM193 181V180H192ZM25 182V183H23ZM154 182L156 183V181L154 180ZM185 184H186V181H184ZM125 183V182H124ZM151 183V182H150ZM175 183V182H174ZM183 183V182H182ZM28 184V183H27ZM32 185V183H30ZM30 185V187H32ZM125 185V184H124ZM123 185V186H124ZM172 185V184H171ZM242 185V184H241ZM29 187V185H27ZM25 186V187H27ZM166 186V184H165ZM181 186V184H180ZM29 187V188H30ZM183 188V187H181ZM198 188V187H197ZM27 189V188H26ZM187 189V188H186ZM30 190V189H29ZM173 190V189H172ZM179 190V189H178ZM25 191V190H24ZM152 191V190H151ZM171 191V190H170ZM175 191V190H174ZM198 191V190H197ZM23 192V190H22ZM118 192V191H117ZM116 192V193H117ZM178 192V191H177ZM176 192V193H177ZM180 192V191H179ZM119 194V193H118ZM28 195V194H27ZM39 195V194H38ZM139 195V194H138ZM115 196V195H114ZM179 196V195H178ZM177 196V197H178ZM181 196V195H180ZM39 197V196H38ZM43 197V196H41ZM107 197V196H106ZM118 197H120L118 195ZM2 198V197H0ZM26 198V196H25ZM114 198V197H113ZM179 198V197H178ZM180 198H183V197H180ZM20 199V198H19ZM108 199V198H107ZM119 199V198H118ZM144 199V198H143ZM262 199V198H261ZM26 200V199H25ZM95 200V199H94ZM110 200V199H109ZM108 200V201H109ZM121 200V199H120ZM107 201V202H108ZM111 201H117L116 199H112ZM145 201V200H144ZM180 201V200H179ZM106 202V203H107ZM119 202V201H118ZM39 203V201L37 202V204ZM180 203V202H179ZM178 203V204H179ZM262 203V201H261ZM116 205V204H114ZM4 206V205H3ZM34 206V204H33ZM117 206V205H116ZM143 206V205H142ZM59 207V206H58ZM6 208V207H5ZM32 208V207H31ZM37 208V206L35 207ZM68 208V207H67ZM109 209L111 210H114V212L116 213L118 211L117 207L114 209L110 208ZM66 210V209H65ZM112 212V213H114ZM119 212V211H118ZM181 212V211H180ZM171 215V214H170ZM26 216L28 218H26ZM181 217V216H180ZM171 218V217H170ZM104 221V220H103ZM102 221V222H103ZM176 222V221H175ZM183 223H185L184 221H181ZM107 223V222H106ZM110 223V222H109ZM179 223V222H177ZM45 224V223H44ZM50 224V223H49ZM103 224V223H102ZM174 224L173 221L171 224H167V226H170ZM186 224V223H185ZM104 225V224H103ZM107 225V224H106ZM29 227L30 229H27V227ZM45 226V225H44ZM142 226V225H141ZM166 228H169L167 227ZM177 226V225H176ZM36 227H38V229H36ZM179 227V225H178ZM177 227V228H178ZM186 227H184V230H185ZM145 229V227H144ZM171 229H172V232H173V227L171 226ZM33 231L35 233V235L37 236L36 237V240H39V241H44L46 243V252L44 254H48L50 255V258L47 260V262L45 261H42V263L40 261H34L33 259H31V254L33 253L29 247H31L30 245L33 243H31V241L29 240V234H28V231ZM181 231V229H179V232H184ZM63 231V230H62ZM177 231V230H176ZM175 231V232H176ZM165 232V231H164ZM63 233V232H62ZM202 233V232H201ZM60 235V234H59ZM187 234H185L184 237H186ZM100 236V235H99ZM203 236V235H202ZM183 237V236H182ZM183 237V238H184ZM12 238H14L17 242L16 245L20 244L21 245V241H20V238L16 235V233L10 229L8 227V225L4 224L3 223V218L0 216V264H12L11 261H12V258H13V255L15 257H17V255L19 256L20 253H15V251L18 252L19 249H16L15 247H18V246H13L12 244ZM32 238V237H31ZM135 238V237H134ZM187 239H189L187 237ZM206 239V238H205ZM261 239V238H260ZM64 240V239H63ZM182 240V239H181ZM14 241V240H13ZM184 242H186V240H183ZM253 241V240H252ZM15 242V243H16ZM36 243V242H35ZM180 243H183L182 241ZM43 244V243H42ZM100 244V242H99ZM184 244V243H183ZM182 244V245H183ZM186 244V243H185ZM23 245V244H22ZM187 245H188V242H187ZM25 246V245H24ZM33 246V245H32ZM40 246V245H39ZM99 246V245H98ZM186 246V245H185ZM184 246V247H185ZM27 247V246H26ZM35 247V246H34ZM37 247V246H36ZM170 247V245L168 246ZM190 247V246H189ZM254 247V246H253ZM164 248V247H163ZM188 248V247H186ZM33 249V248H32ZM43 249V248H42ZM188 249H191V248H188ZM187 249V250H188ZM98 250V249H97ZM171 250V247L169 248V251ZM139 251V250H138ZM137 251V252H138ZM143 251V250H142ZM190 251V250H188ZM32 252V253H31ZM98 252V251H97ZM35 253V251H34ZM103 253V252H102ZM144 253V252H143ZM169 253V252H168ZM46 254V255H47ZM142 254V253H141ZM38 255V254H37ZM47 255V256H48ZM78 255V254H77ZM94 255V254H93ZM98 255V254H97ZM33 256V255H32ZM35 256V254H34ZM141 256H144V255H141ZM22 257V256H21ZM36 257V256H35ZM49 257V256H48ZM93 257V256H92ZM98 257V256H96ZM36 258H39V256H37ZM94 258V257H93ZM189 261H191V257H189ZM205 258V257H204ZM23 259V258H22ZM43 259V258H42ZM92 259V258H91ZM98 261L96 260L95 262H98L99 264H101V260H100V257L97 258ZM24 260L22 262H24ZM38 260H41V259H38ZM44 260V259H43ZM53 260V261H52ZM14 261V260H13ZM20 261V262H21ZM94 261V260H93ZM14 263H18V262H15ZM84 263V262H83ZM207 262H205L206 264ZM23 264V263H22ZM172 264V262L170 263Z\"/></svg>",
  "mask_w": 264,
  "mask_h": 264
}]
</instances>
